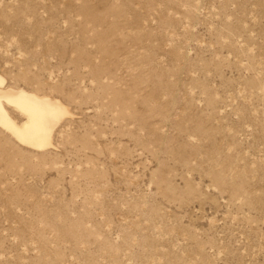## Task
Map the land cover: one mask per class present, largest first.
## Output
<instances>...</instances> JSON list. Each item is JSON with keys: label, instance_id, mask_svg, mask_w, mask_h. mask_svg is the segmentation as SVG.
I'll use <instances>...</instances> for the list:
<instances>
[{"label": "rangeland", "instance_id": "1", "mask_svg": "<svg viewBox=\"0 0 264 264\" xmlns=\"http://www.w3.org/2000/svg\"><path fill=\"white\" fill-rule=\"evenodd\" d=\"M0 76L69 111L0 129V264H264V0H0Z\"/></svg>", "mask_w": 264, "mask_h": 264}, {"label": "bare ground", "instance_id": "2", "mask_svg": "<svg viewBox=\"0 0 264 264\" xmlns=\"http://www.w3.org/2000/svg\"><path fill=\"white\" fill-rule=\"evenodd\" d=\"M3 85L0 76V129L26 149L42 152L52 148L55 131L69 115L67 108L50 96Z\"/></svg>", "mask_w": 264, "mask_h": 264}]
</instances>
